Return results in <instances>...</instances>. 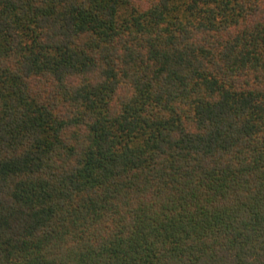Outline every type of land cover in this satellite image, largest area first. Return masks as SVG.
I'll return each instance as SVG.
<instances>
[{
  "label": "trees",
  "instance_id": "16d2710c",
  "mask_svg": "<svg viewBox=\"0 0 264 264\" xmlns=\"http://www.w3.org/2000/svg\"><path fill=\"white\" fill-rule=\"evenodd\" d=\"M0 264H264V0H0Z\"/></svg>",
  "mask_w": 264,
  "mask_h": 264
}]
</instances>
